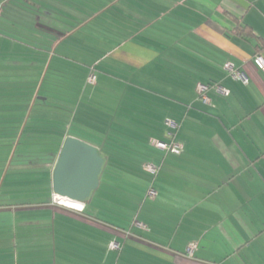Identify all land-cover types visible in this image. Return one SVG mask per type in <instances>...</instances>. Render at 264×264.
I'll list each match as a JSON object with an SVG mask.
<instances>
[{
  "label": "crops",
  "instance_id": "1",
  "mask_svg": "<svg viewBox=\"0 0 264 264\" xmlns=\"http://www.w3.org/2000/svg\"><path fill=\"white\" fill-rule=\"evenodd\" d=\"M0 47L19 60L0 89L31 105L45 71L67 74V132L107 156L113 187L82 212L51 186L4 197L0 264H264V0H0ZM198 83L228 93L205 103ZM170 139L180 154L155 146Z\"/></svg>",
  "mask_w": 264,
  "mask_h": 264
},
{
  "label": "rangeland",
  "instance_id": "2",
  "mask_svg": "<svg viewBox=\"0 0 264 264\" xmlns=\"http://www.w3.org/2000/svg\"><path fill=\"white\" fill-rule=\"evenodd\" d=\"M4 49L5 47H0V52ZM11 60L19 61L14 57L11 59L9 54L0 57L2 67ZM16 64L18 63L13 64V69L20 67ZM50 70L51 67L40 76V82L42 78L44 81L34 105H31L32 102L29 104V93L25 89H0V158L7 160L6 166L0 171V203L4 202L6 196L29 202L45 198L49 194L50 177L60 147L65 137L72 136L70 134L75 132L74 129H68L67 132V90L63 88L67 74L58 73L50 78ZM13 73L16 70L4 76L8 80ZM22 118V124L16 130L17 135L13 137L11 126L15 127L17 119ZM77 138L92 144L90 139ZM107 173L105 171L101 174L99 186L94 192L93 197L98 200L105 196L111 197L113 193V187L104 179ZM89 203L90 201L85 204L90 205ZM107 203H103L104 208Z\"/></svg>",
  "mask_w": 264,
  "mask_h": 264
},
{
  "label": "water",
  "instance_id": "3",
  "mask_svg": "<svg viewBox=\"0 0 264 264\" xmlns=\"http://www.w3.org/2000/svg\"><path fill=\"white\" fill-rule=\"evenodd\" d=\"M107 156L100 149L74 136L65 137L51 175L55 195L88 203L97 189Z\"/></svg>",
  "mask_w": 264,
  "mask_h": 264
},
{
  "label": "built area",
  "instance_id": "4",
  "mask_svg": "<svg viewBox=\"0 0 264 264\" xmlns=\"http://www.w3.org/2000/svg\"><path fill=\"white\" fill-rule=\"evenodd\" d=\"M253 61L260 69L264 70V57L261 54H259V53L255 54L253 57ZM226 69L231 73V75L234 78H239L244 83L247 82V78L245 77V75L238 70H234L230 64L226 65ZM93 79H94L93 75L89 76V80H93ZM211 85L212 84H208V83H198L197 84L196 91H197L198 97L201 98L203 100V102H205V103H208L210 101V98L207 94V91L209 90ZM212 86H214L217 91H219L223 94L228 93L227 89H225L224 87H222L218 84H214ZM155 146L157 148H159L160 150H163L165 152H170L173 154H180L182 151V143L180 141H177L174 139H170L168 141L156 140ZM147 170L152 174H156L158 171V167H156L154 165H149V166H147ZM154 194H155V190L152 187L149 188V190L147 191V195L149 197H153ZM58 197H59L58 195H55L53 193L52 194V201L58 205H62L64 207H67V208H70V209H73V210H76L79 212L83 211L84 204H82L80 202H75V203L67 202L66 203L65 201L59 199ZM135 224L141 225V223L138 221H135ZM109 248L114 249V250H118L120 248V244L117 241L112 240L109 242ZM193 249H194V244L191 243L189 245V247L187 248L188 253L191 254Z\"/></svg>",
  "mask_w": 264,
  "mask_h": 264
},
{
  "label": "bare ground",
  "instance_id": "5",
  "mask_svg": "<svg viewBox=\"0 0 264 264\" xmlns=\"http://www.w3.org/2000/svg\"><path fill=\"white\" fill-rule=\"evenodd\" d=\"M58 198L61 199V200H63V201H65L66 203L67 202H73V203H75V201L68 200L67 198H63V197H58Z\"/></svg>",
  "mask_w": 264,
  "mask_h": 264
},
{
  "label": "trees",
  "instance_id": "6",
  "mask_svg": "<svg viewBox=\"0 0 264 264\" xmlns=\"http://www.w3.org/2000/svg\"><path fill=\"white\" fill-rule=\"evenodd\" d=\"M60 206H62V205H60ZM62 207H64V206H62ZM67 208V207H66ZM84 210V209H83ZM82 212V211H81Z\"/></svg>",
  "mask_w": 264,
  "mask_h": 264
},
{
  "label": "clouds",
  "instance_id": "7",
  "mask_svg": "<svg viewBox=\"0 0 264 264\" xmlns=\"http://www.w3.org/2000/svg\"><path fill=\"white\" fill-rule=\"evenodd\" d=\"M85 205V204H84Z\"/></svg>",
  "mask_w": 264,
  "mask_h": 264
}]
</instances>
